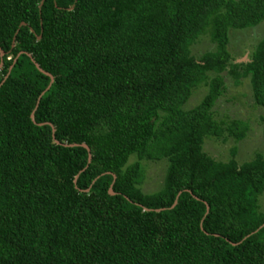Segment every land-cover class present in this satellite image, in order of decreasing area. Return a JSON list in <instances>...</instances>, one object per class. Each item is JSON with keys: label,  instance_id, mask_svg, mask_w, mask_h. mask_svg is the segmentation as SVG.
<instances>
[{"label": "trees", "instance_id": "obj_1", "mask_svg": "<svg viewBox=\"0 0 264 264\" xmlns=\"http://www.w3.org/2000/svg\"><path fill=\"white\" fill-rule=\"evenodd\" d=\"M261 21L264 0H0V264H264V156L202 151L248 130L213 119L222 73L264 109V34L245 63L227 50L229 29Z\"/></svg>", "mask_w": 264, "mask_h": 264}, {"label": "rangeland", "instance_id": "obj_2", "mask_svg": "<svg viewBox=\"0 0 264 264\" xmlns=\"http://www.w3.org/2000/svg\"><path fill=\"white\" fill-rule=\"evenodd\" d=\"M264 34V21L255 27L242 30H228L227 50L230 54L231 63L240 64L249 60V54ZM213 44L207 35L191 47V55L198 58L204 51L212 50ZM224 83L222 95L218 98L212 108L213 119L217 122H228L230 120H241L247 122L248 130L241 141L222 136L220 138H206L202 145V151L215 161L227 162L230 159V150L234 148V160L242 164L253 159L256 153L264 156L263 137L259 118L264 114V109L253 104L248 78L238 80L237 84L226 72L221 74ZM206 88L202 85L196 86L182 105L183 110H189L202 100ZM133 158L129 159V162ZM144 180L140 186L142 193L149 194L161 188L166 163L143 162ZM258 210L264 213V191L258 197Z\"/></svg>", "mask_w": 264, "mask_h": 264}, {"label": "water", "instance_id": "obj_3", "mask_svg": "<svg viewBox=\"0 0 264 264\" xmlns=\"http://www.w3.org/2000/svg\"><path fill=\"white\" fill-rule=\"evenodd\" d=\"M37 39H39V36L37 37ZM4 55V53H3V51L0 49V58H2V56ZM34 66H35V68L39 71V72H41L42 74H44L45 76H47L49 79H50V81H49V84H48V86L46 87V89L49 87V85L52 83V77L48 74V73H45V72H43L39 67H38V65H36L35 63H34ZM0 67H1V62H0ZM11 69V66L8 68V72H7V74H6V76L3 78V80L0 82V85L3 83V81L6 79V77H7V75H8V73H9V70ZM46 89L44 90V91H46ZM43 91V92H44ZM43 92L40 94V96H39V98L41 97V95L43 94ZM39 98L37 99V101H36V105H35V108H36V106H37V103H38V101H39ZM33 112H34V110L31 112V114H30V120L31 121H33ZM39 125H41V124H39ZM53 129L51 130V132H52V134H53ZM53 137V136H52ZM55 143L56 144H59L58 142H56L55 141ZM62 146H65V147H74V146H80V147H82V148H84L86 151H87V153H88V156H87V163H89V161H90V155H89V151H88V148H87V146L86 145H84V144H79V145H76V144H70V145H66V144H62ZM114 176H112V179H113V181H114ZM76 179V178H75ZM75 179L73 180V182L75 183ZM108 194L109 195H113L114 193L112 192V190H111V185H110V187L108 188ZM179 194V193H178ZM177 194V195H178ZM177 198V197H176ZM176 198H175V200H174V202H173V204H172V206H174L175 205V202H176ZM206 211H207V207H206ZM264 225V224H263ZM262 225V226H263ZM261 227V226H260ZM259 227V228H260Z\"/></svg>", "mask_w": 264, "mask_h": 264}]
</instances>
